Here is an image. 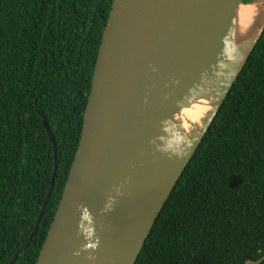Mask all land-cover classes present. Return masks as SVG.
Returning <instances> with one entry per match:
<instances>
[{"label": "trees", "instance_id": "trees-1", "mask_svg": "<svg viewBox=\"0 0 264 264\" xmlns=\"http://www.w3.org/2000/svg\"><path fill=\"white\" fill-rule=\"evenodd\" d=\"M110 5L0 0V264L25 243L11 264L38 256L76 151ZM42 117L55 172L36 222L54 161ZM262 256L264 27L133 264H254Z\"/></svg>", "mask_w": 264, "mask_h": 264}, {"label": "water", "instance_id": "water-1", "mask_svg": "<svg viewBox=\"0 0 264 264\" xmlns=\"http://www.w3.org/2000/svg\"><path fill=\"white\" fill-rule=\"evenodd\" d=\"M256 3L111 0L76 151L34 264L134 263L264 27L263 1L240 47L225 43L238 6ZM197 100L212 109L185 139L172 117ZM41 123L54 161L36 222L55 172L54 141Z\"/></svg>", "mask_w": 264, "mask_h": 264}, {"label": "bare ground", "instance_id": "bare-ground-1", "mask_svg": "<svg viewBox=\"0 0 264 264\" xmlns=\"http://www.w3.org/2000/svg\"><path fill=\"white\" fill-rule=\"evenodd\" d=\"M260 3L251 5H240L235 14V23H233L234 31L226 36L225 43L229 50L236 51L241 44L240 41L245 34L253 28H257L258 18L260 16ZM212 106L210 102L197 100L189 104L187 108H182L173 117L178 132L182 133L184 138H189L192 134L202 127L207 116L211 112Z\"/></svg>", "mask_w": 264, "mask_h": 264}]
</instances>
